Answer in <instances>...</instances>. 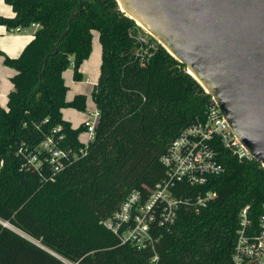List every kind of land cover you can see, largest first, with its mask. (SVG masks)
<instances>
[{
  "label": "trees",
  "instance_id": "16d2710c",
  "mask_svg": "<svg viewBox=\"0 0 264 264\" xmlns=\"http://www.w3.org/2000/svg\"><path fill=\"white\" fill-rule=\"evenodd\" d=\"M8 28L37 25L14 69L8 109L0 107V264H233L240 210L251 205L257 221L264 206V168L224 153L226 171L204 190L217 198L199 214L183 210L171 229L154 234V246L123 245L104 222L133 192L146 199L166 176L161 159L172 141L202 119L212 98L160 44L146 66L130 36L137 24L116 0H5ZM99 33L102 64L92 99L99 112L87 146L64 120L66 108L86 111L87 97L66 100L63 74L74 80ZM1 54V53H0ZM48 120V121H47ZM62 126L61 147L85 154L67 161L54 180L22 169V142L40 144ZM156 254L159 259L153 262Z\"/></svg>",
  "mask_w": 264,
  "mask_h": 264
},
{
  "label": "built area",
  "instance_id": "2783aa9c",
  "mask_svg": "<svg viewBox=\"0 0 264 264\" xmlns=\"http://www.w3.org/2000/svg\"><path fill=\"white\" fill-rule=\"evenodd\" d=\"M19 29L11 28L10 31ZM130 36L136 42V57L142 66H146L158 50V41L138 24L136 30L130 31ZM95 119L99 120V112ZM97 123H84L89 135L86 148L95 138ZM64 140L63 128L58 126L38 145L22 142L17 150V155L22 158V169L39 174L43 181L54 180L65 169L67 161L78 159L86 152V148L75 152L61 147ZM226 152L240 162L257 161L212 99L205 116L185 128L162 157L165 178L146 199L139 192H133L121 209L104 222L106 228L123 245L153 247L154 234L160 228L171 229L183 210L199 214L217 198L216 191L204 188L213 178L225 173L223 159ZM260 165L264 168L262 163ZM4 166L5 161L0 159V174ZM251 208L248 204L238 214L233 264H264V206L257 221L251 216ZM158 259L156 254L153 262Z\"/></svg>",
  "mask_w": 264,
  "mask_h": 264
},
{
  "label": "water",
  "instance_id": "95a60500",
  "mask_svg": "<svg viewBox=\"0 0 264 264\" xmlns=\"http://www.w3.org/2000/svg\"><path fill=\"white\" fill-rule=\"evenodd\" d=\"M116 1L185 66L264 165V0Z\"/></svg>",
  "mask_w": 264,
  "mask_h": 264
},
{
  "label": "crops",
  "instance_id": "0c3cea01",
  "mask_svg": "<svg viewBox=\"0 0 264 264\" xmlns=\"http://www.w3.org/2000/svg\"><path fill=\"white\" fill-rule=\"evenodd\" d=\"M9 7V9L0 8V18H13L15 16L12 7ZM10 29L6 25H0V107L5 110L8 109L9 95L14 89L12 78L16 75V71L5 65L4 55L10 58H18L33 40L38 27L21 28L14 32H11ZM92 47L90 58L83 63L80 69L84 76L83 81L78 82L74 80L72 67L63 74L65 84L68 88L66 94V100L68 102H71L79 95L87 97L86 111L81 112L72 108H66L62 111L64 120L69 122L74 129L79 128L87 121L98 122L95 119L98 109L92 99V92L99 83L102 64V45L100 43L99 33L97 32L93 33ZM79 140L82 144L87 145L89 142L88 133H82Z\"/></svg>",
  "mask_w": 264,
  "mask_h": 264
},
{
  "label": "rangeland",
  "instance_id": "374dc122",
  "mask_svg": "<svg viewBox=\"0 0 264 264\" xmlns=\"http://www.w3.org/2000/svg\"><path fill=\"white\" fill-rule=\"evenodd\" d=\"M0 8H2V9L8 8L9 9L10 7H9V5L6 4L5 0H0Z\"/></svg>",
  "mask_w": 264,
  "mask_h": 264
}]
</instances>
